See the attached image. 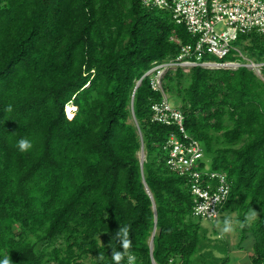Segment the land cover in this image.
<instances>
[{"label": "trees", "instance_id": "1", "mask_svg": "<svg viewBox=\"0 0 264 264\" xmlns=\"http://www.w3.org/2000/svg\"><path fill=\"white\" fill-rule=\"evenodd\" d=\"M195 40L142 0H0V259L112 264L128 225L122 264H233L193 216L190 178L168 166L179 129L153 120L163 92L145 75ZM234 44L244 57L205 60L241 66L168 69L162 86L204 148L200 168L227 174L221 218L236 213L238 247L251 240L248 264H264V79L245 65L264 63V33ZM21 137L30 152L16 149Z\"/></svg>", "mask_w": 264, "mask_h": 264}, {"label": "built area", "instance_id": "2", "mask_svg": "<svg viewBox=\"0 0 264 264\" xmlns=\"http://www.w3.org/2000/svg\"><path fill=\"white\" fill-rule=\"evenodd\" d=\"M142 2L148 7L170 11L174 20L185 25L196 39L194 43L182 45L180 54L175 59L157 64L146 75L155 73L152 88L163 92L162 100L152 105L153 120L175 125L179 129V133L172 134L165 146L169 151L168 166L180 175L190 178L193 216L218 220L222 214L221 209L230 195L231 184L226 173L200 168L205 157L204 148L186 132L185 115L181 109L170 103L163 90L162 77L168 69L176 67L190 69L196 65L206 68L241 66L242 64L237 61L218 62L205 60V57L223 59L232 51L244 57L234 42L240 34L253 31L264 33V0H142ZM220 23L226 26L222 32L216 30ZM248 62L254 66L251 69L264 79L262 72L258 73L256 70L257 67L262 69L264 63L258 64L251 60ZM213 180H217L218 183L214 185Z\"/></svg>", "mask_w": 264, "mask_h": 264}, {"label": "rangeland", "instance_id": "3", "mask_svg": "<svg viewBox=\"0 0 264 264\" xmlns=\"http://www.w3.org/2000/svg\"><path fill=\"white\" fill-rule=\"evenodd\" d=\"M226 29L224 23H220L216 26V30L218 32H222ZM247 59V57H245ZM247 65L252 68L254 67L252 63L247 62ZM237 65H224L222 68H236ZM187 71L189 70L188 67L185 68ZM257 72H261V68H256ZM170 103L177 107L180 105V102L172 97L171 95L168 96ZM233 218L224 222L221 217L218 220H209V219H200L202 224L210 228V231H214L215 229L218 231L216 235H214V239L218 244L226 243L229 248L231 249V256L233 264H248V255L250 254V250H252V241L248 240L245 242L244 247L240 249L238 247L239 244V235H240V224L238 220L235 218L236 213H232ZM227 229V230H226ZM217 254H219L216 251Z\"/></svg>", "mask_w": 264, "mask_h": 264}, {"label": "clouds", "instance_id": "4", "mask_svg": "<svg viewBox=\"0 0 264 264\" xmlns=\"http://www.w3.org/2000/svg\"><path fill=\"white\" fill-rule=\"evenodd\" d=\"M67 110L69 111V106L67 107ZM8 111H11V109L9 108ZM15 147L21 154H24L30 152L34 147V144L32 139L28 137H21L15 142ZM240 227H244V225L241 224ZM129 233H130V227L128 225L119 226L118 230L115 232L114 239L116 241V244H118L119 248L122 250H117L116 248H113L110 245L112 250L111 251L112 264H122V261L125 259V253L127 250L131 248V243H132ZM127 260H128V264H132L134 257L129 255L127 257ZM0 264H12L10 255L0 259Z\"/></svg>", "mask_w": 264, "mask_h": 264}, {"label": "water", "instance_id": "5", "mask_svg": "<svg viewBox=\"0 0 264 264\" xmlns=\"http://www.w3.org/2000/svg\"><path fill=\"white\" fill-rule=\"evenodd\" d=\"M147 73H148V72H147ZM147 73H146V74H147ZM146 74H145V75H146ZM142 79H143V78H142ZM142 79L139 80V82H138L136 88L141 84ZM144 159H145V152H144V149H142V153H141V167H142V169H143ZM146 186H147V185H146ZM147 191H148V193L151 195V192H150V189H149L148 186H147ZM151 197H152V195H151ZM153 204H154V209H155V220L157 221L156 205H155V203H153ZM151 252L153 253V238H152V241H151ZM153 264H156V262H155L154 259H153Z\"/></svg>", "mask_w": 264, "mask_h": 264}, {"label": "bare ground", "instance_id": "6", "mask_svg": "<svg viewBox=\"0 0 264 264\" xmlns=\"http://www.w3.org/2000/svg\"><path fill=\"white\" fill-rule=\"evenodd\" d=\"M73 110L72 106H69V112H71Z\"/></svg>", "mask_w": 264, "mask_h": 264}]
</instances>
